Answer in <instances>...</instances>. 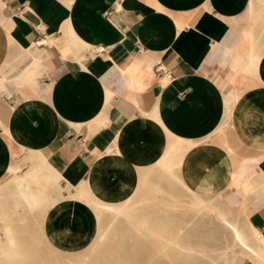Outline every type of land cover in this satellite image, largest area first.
I'll return each instance as SVG.
<instances>
[{
    "label": "crops",
    "instance_id": "crops-1",
    "mask_svg": "<svg viewBox=\"0 0 264 264\" xmlns=\"http://www.w3.org/2000/svg\"><path fill=\"white\" fill-rule=\"evenodd\" d=\"M146 174L245 211L216 214L231 264H264V0H0V215L18 187L117 203Z\"/></svg>",
    "mask_w": 264,
    "mask_h": 264
},
{
    "label": "bare ground",
    "instance_id": "bare-ground-1",
    "mask_svg": "<svg viewBox=\"0 0 264 264\" xmlns=\"http://www.w3.org/2000/svg\"><path fill=\"white\" fill-rule=\"evenodd\" d=\"M158 165L161 166L160 163ZM31 176L39 175L33 173L27 177L23 176L22 183L29 182ZM27 187L32 195L30 202L23 200L22 190L18 187L15 191L20 199L14 198L16 195L14 193L11 195L10 204L2 206L0 215L2 237L13 236L17 241L0 244V261L16 259L23 264H33L35 257L31 251L37 248L36 251L39 250V253L44 254L47 251L48 260L58 264H98L105 253H110L115 260L122 259L121 245L127 236H138L139 232L144 233L145 236L158 234L157 226L150 222H139L138 217L135 216L132 205L137 191L124 201L106 203L98 200L92 190L86 189L88 196L95 199L94 211L89 214L92 219L91 226L83 227L81 232L69 239V226L57 227L55 221L78 209L74 202H71V198L67 195L62 197L65 194L61 189L52 187L50 190H42L36 186ZM188 225L180 226V232L172 233L171 239L163 242L170 249L162 251L165 255L154 261H158L157 264H167L163 259L176 260L178 256L185 264H223L220 262V257L213 254L214 250L203 244L204 238L200 244L197 243L196 237L194 238L196 235L192 234L193 228ZM226 225L232 229L234 235L237 234L233 223L227 222ZM44 230L48 231L47 242L43 239ZM27 237L30 240H27Z\"/></svg>",
    "mask_w": 264,
    "mask_h": 264
},
{
    "label": "rangeland",
    "instance_id": "rangeland-1",
    "mask_svg": "<svg viewBox=\"0 0 264 264\" xmlns=\"http://www.w3.org/2000/svg\"><path fill=\"white\" fill-rule=\"evenodd\" d=\"M164 176L165 174H163V180L165 179ZM175 177L180 179L181 182H177ZM146 179L147 174L142 178V193L139 195L141 187L136 190L137 195L134 198L132 207L133 210H135V216L138 217L139 222H150V224L157 226L158 231L156 232L158 234L155 236H145L144 233L139 232L138 236H127L124 239L123 245H121L123 249L122 259L115 260L110 253H105L102 257L103 259L101 258L98 264H157L158 261L154 260L165 255V252L162 251L170 249L168 246H165L163 242L170 240L172 233L177 234L180 232L179 227L183 224L191 225V227L190 225L188 226L193 228V235L204 236L205 243L214 250L213 254L220 257L221 263H232L239 247H234L229 230L219 226L216 214L220 213L233 218L242 228L244 224L240 222L239 217H244L246 215L245 211H239L238 214L224 203L220 202L217 198L204 197L199 193V198L196 199L194 196L187 193V190L182 187V185H186V183L176 175L174 176L173 182H171V179L167 181L159 180L157 182H145ZM28 183L29 182L23 184ZM85 190L84 188L79 190H66V195L71 198V202H77L75 201L77 198L78 201H82L86 204V208L76 206L78 209L75 212L72 210V213L67 215V217L70 215L69 217L74 218L83 217L84 220L82 223L78 222L76 225V233L81 232L80 230L83 229V227L91 226L92 223L89 214L94 211L93 202H95V199L88 196ZM44 231L46 233L43 232V239L47 242L49 239L48 231ZM196 236H194V238ZM2 238L3 241L0 244H4V242L9 244L17 241L15 237L9 235ZM27 240H30V238L27 237ZM36 249L37 248H34V250L31 251L34 255L33 257H35L33 264H58L57 262L48 260L49 255L47 251L43 254L39 253V250L36 251ZM1 261L3 264H23V262L16 259ZM163 261H165V263L167 262V264H185L178 256L176 260L169 258L168 261L165 259H163Z\"/></svg>",
    "mask_w": 264,
    "mask_h": 264
},
{
    "label": "built area",
    "instance_id": "built-area-1",
    "mask_svg": "<svg viewBox=\"0 0 264 264\" xmlns=\"http://www.w3.org/2000/svg\"><path fill=\"white\" fill-rule=\"evenodd\" d=\"M155 70H156L157 73H161L163 71L161 66H157Z\"/></svg>",
    "mask_w": 264,
    "mask_h": 264
}]
</instances>
